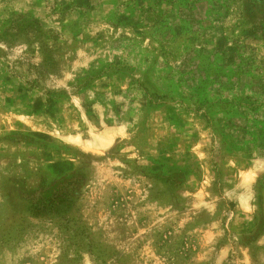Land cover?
Segmentation results:
<instances>
[{
  "label": "rangeland",
  "instance_id": "obj_1",
  "mask_svg": "<svg viewBox=\"0 0 264 264\" xmlns=\"http://www.w3.org/2000/svg\"><path fill=\"white\" fill-rule=\"evenodd\" d=\"M0 264H264V0H0Z\"/></svg>",
  "mask_w": 264,
  "mask_h": 264
},
{
  "label": "trees",
  "instance_id": "obj_2",
  "mask_svg": "<svg viewBox=\"0 0 264 264\" xmlns=\"http://www.w3.org/2000/svg\"><path fill=\"white\" fill-rule=\"evenodd\" d=\"M65 194V193H63ZM51 208V207H50ZM39 209H44V208H38L37 206L34 208V213H38L40 210Z\"/></svg>",
  "mask_w": 264,
  "mask_h": 264
}]
</instances>
